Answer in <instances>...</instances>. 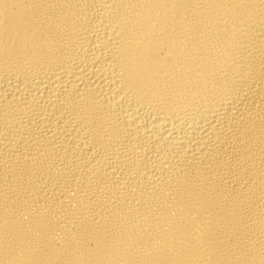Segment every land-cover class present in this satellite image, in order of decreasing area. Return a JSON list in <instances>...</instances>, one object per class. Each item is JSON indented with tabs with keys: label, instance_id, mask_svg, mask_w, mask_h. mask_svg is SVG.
Masks as SVG:
<instances>
[{
	"label": "bare ground",
	"instance_id": "bare-ground-1",
	"mask_svg": "<svg viewBox=\"0 0 264 264\" xmlns=\"http://www.w3.org/2000/svg\"><path fill=\"white\" fill-rule=\"evenodd\" d=\"M0 264H264V0H0Z\"/></svg>",
	"mask_w": 264,
	"mask_h": 264
}]
</instances>
